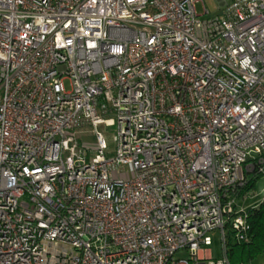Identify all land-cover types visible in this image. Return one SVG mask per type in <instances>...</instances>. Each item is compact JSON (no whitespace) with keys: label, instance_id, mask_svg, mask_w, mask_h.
I'll return each mask as SVG.
<instances>
[{"label":"built area","instance_id":"obj_1","mask_svg":"<svg viewBox=\"0 0 264 264\" xmlns=\"http://www.w3.org/2000/svg\"><path fill=\"white\" fill-rule=\"evenodd\" d=\"M204 1L0 0V264H230L248 241L264 0Z\"/></svg>","mask_w":264,"mask_h":264},{"label":"rangeland","instance_id":"obj_2","mask_svg":"<svg viewBox=\"0 0 264 264\" xmlns=\"http://www.w3.org/2000/svg\"><path fill=\"white\" fill-rule=\"evenodd\" d=\"M230 0H227L229 2ZM216 0H205L203 3H196L195 7L198 13L203 11V6L209 10L211 14L215 13L217 7ZM98 129L104 134L106 141L108 143V147L110 150L114 148L113 142V134L115 133L116 126H104L100 125ZM79 138H81L82 142H88L93 144L94 138L91 136L90 128L85 127L81 134H79ZM89 156L93 154L91 150L88 151ZM253 174H249V178H252ZM243 195V194H242ZM239 196L235 198L238 207L244 209L245 211L249 210L253 207V205L259 203L262 199H264V174L259 175L254 181L251 188L244 192L243 196ZM219 242L217 234L213 236V243L210 246L212 250L213 258L219 257ZM253 264H264V252L260 253L253 261Z\"/></svg>","mask_w":264,"mask_h":264},{"label":"trees","instance_id":"obj_3","mask_svg":"<svg viewBox=\"0 0 264 264\" xmlns=\"http://www.w3.org/2000/svg\"><path fill=\"white\" fill-rule=\"evenodd\" d=\"M262 175V174H259ZM252 177L241 194L252 187L253 181L259 176ZM249 239L245 243H233L228 252L230 264H253L252 261L264 252V199L248 210Z\"/></svg>","mask_w":264,"mask_h":264},{"label":"crops","instance_id":"obj_4","mask_svg":"<svg viewBox=\"0 0 264 264\" xmlns=\"http://www.w3.org/2000/svg\"><path fill=\"white\" fill-rule=\"evenodd\" d=\"M258 204V203H257ZM257 204H255V205H257ZM255 205H253V206H255Z\"/></svg>","mask_w":264,"mask_h":264}]
</instances>
